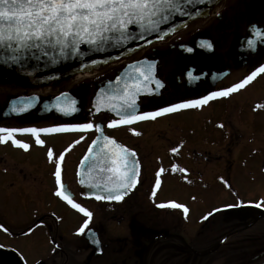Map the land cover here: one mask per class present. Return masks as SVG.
Wrapping results in <instances>:
<instances>
[{"label":"flooded vegetation","instance_id":"1","mask_svg":"<svg viewBox=\"0 0 264 264\" xmlns=\"http://www.w3.org/2000/svg\"><path fill=\"white\" fill-rule=\"evenodd\" d=\"M252 25L264 29V0H207L193 16L177 19L137 44L104 48L97 58L75 54L67 62L59 61L55 71L45 74L35 64L21 74L0 70V127L93 123L100 125L105 136L134 151L139 165L136 184L123 199L95 200L81 194L76 180L77 167L96 138L95 128L38 133L43 144H37L30 133H13L15 139L29 146L27 149L15 146L11 140L0 142V168L15 154L35 157V151L43 150L49 156V150L53 153L54 148L60 147L75 162L73 184L61 181V191L92 213L86 217L73 208L64 199V193L59 196L62 212L56 215L41 212L38 204H12L13 208L25 211L7 212L8 204L0 201V264H264V207H256L264 198H239L232 186L234 177L243 171L264 176V98L250 108L252 101L264 92V72L225 97L131 124L109 127L111 120L120 117L103 111L94 114L92 107L97 91L102 90L105 95L127 84L125 79L107 87L132 64V74L138 76L136 68L151 65L154 79L162 85L157 87L150 82L136 96V110L140 114L198 100L245 81L264 65V42L257 43L255 51L246 46ZM205 41L211 48L202 46ZM16 97L26 98L21 106L29 98L35 99H31L32 107L24 112H3ZM73 100L75 113L64 115L56 110L58 103L63 107ZM122 103H108L103 108L116 111ZM260 104L262 116L257 109ZM214 112L223 116L229 128L219 152L212 146L211 151L191 154L197 156L192 161L196 173L192 180H187V187L192 189L186 190V198L193 204H188L187 212L153 204L159 184L152 175L151 157L166 154L161 148L146 152L140 141L147 145V140L160 129L179 131L194 127ZM134 127H139V131ZM217 162L224 163L215 173ZM8 164L17 168L14 163ZM210 185L218 189L223 199L219 204L201 197V190ZM36 190L32 193L37 197ZM181 200L185 207L186 202ZM89 202L95 203L94 207ZM170 203L176 202L172 198L163 202ZM85 220L88 224L80 232ZM86 236L97 246L90 245Z\"/></svg>","mask_w":264,"mask_h":264},{"label":"snow or ice","instance_id":"2","mask_svg":"<svg viewBox=\"0 0 264 264\" xmlns=\"http://www.w3.org/2000/svg\"><path fill=\"white\" fill-rule=\"evenodd\" d=\"M183 2L184 0H0V58L6 57L7 61L19 62L33 49L43 52V45L59 46L62 52L65 49H70L73 54L77 52V46L81 43L94 45L93 50H99L111 39L109 33L117 34L115 39L123 43L134 38L136 32L133 30H138L139 38L143 39L145 33L157 32L161 23L169 20L173 14L180 11ZM250 31L251 36L246 40V46L255 51L257 43L264 42V29L252 25ZM158 38L162 37L158 36ZM148 42L151 43V41ZM202 46L211 48L212 45L205 41L202 42ZM135 71L139 73L136 84L133 87L125 84L123 95L117 97L123 101L120 109L116 110L120 119L111 120L109 127L118 123L131 124L138 120L155 118L179 109L198 107L206 104L210 99L225 97L234 90L243 87L258 73L264 72V65L253 71L245 81L227 90L212 92L198 100L173 104L155 112L142 114L136 110V96L142 92V86H147L150 82L155 83L157 87L162 85L154 79L151 65L146 68H136ZM31 99L35 98H29L23 106L14 105L12 111H26L32 107ZM59 99L57 97V100ZM55 107L64 115H71L77 111L74 100L66 103L63 107L59 103ZM99 110L98 108L97 111ZM94 128L99 131L100 125L81 123L61 124L46 128L0 127V133L8 134L6 137L0 136V142L11 140L15 146L27 149L29 146L23 141L15 139L13 133H30L35 137L37 144H43L44 141L40 139L38 133L83 132ZM78 142L76 141V143ZM92 143L93 145L102 143V146L95 151L90 146L89 153L92 154V163L101 165V171L109 174L102 183L89 184V187H102L103 192L106 193V195H96L95 198L97 200L117 201L123 199L127 192L135 186L137 180L139 165L135 160L136 153L122 145H116L115 141L107 136L103 137L102 142L100 138H97ZM110 145H115V147H110ZM68 150L65 149V151ZM48 155L51 159L53 156L51 150H49ZM63 159L64 153H61L56 161L54 175L58 189L62 186L61 162ZM159 175L160 172H157V177ZM83 183L82 180L81 184ZM156 183L157 185L160 183L159 179ZM56 195L61 196L63 193L58 190ZM64 199L86 217L92 216L90 211L69 199L67 195H64ZM165 206L183 208L185 212L188 211L183 205L177 203L158 205V207ZM256 207H264V201L256 203ZM206 218L204 217V219ZM87 224L88 220H85V225L79 231H85Z\"/></svg>","mask_w":264,"mask_h":264},{"label":"rangeland","instance_id":"3","mask_svg":"<svg viewBox=\"0 0 264 264\" xmlns=\"http://www.w3.org/2000/svg\"><path fill=\"white\" fill-rule=\"evenodd\" d=\"M263 98L264 92L255 98L256 101H252L250 108L252 109L256 103H261ZM257 109L262 116L263 105H258ZM228 128L223 116L214 112L210 113L205 121L197 125L194 124V127H183L179 131L177 129L172 131L170 128L160 129L156 136L153 135L147 140V145L144 140L140 141V146L144 147L146 152L161 148L166 154L165 157L156 155L151 157L152 175L160 181L159 189L153 194V204H163L171 198L178 204H183L181 199H184L186 208H189L188 204H193V202H188L186 198L188 196L186 190L192 189V186L187 187V180H192L193 174L196 173V166L192 161L197 156L191 154L203 153L204 150L211 151L212 146L215 147V152H219L222 149V139ZM133 129L139 131V127ZM141 151L144 152V150ZM61 153H63L61 148L56 147L51 159L43 154V150L35 151V157H21L15 154V158H10L8 162L14 163L17 168L14 169L8 162L0 168V183L3 182V187H0V201L8 204L7 212L25 211V209L13 208L12 204H38L41 212H49L55 215L62 212L61 205L63 202L56 195L58 186L54 175L56 161ZM73 163L75 162H71L68 155L64 154V159L61 162V181L69 186L73 184L75 177ZM222 163L224 162L216 163L215 169L217 170L215 173L221 168L220 164ZM252 170L255 168L252 167ZM157 172H160L159 177H157ZM249 173L243 171L234 177L232 186L235 188V195L242 199L264 198V176L256 171ZM39 180L43 183L40 184ZM43 184L46 186L45 190ZM211 185L207 190H201V197L219 204L223 199L217 193L218 189L216 190ZM35 189H37V197L32 193V190ZM89 204L95 203L89 202Z\"/></svg>","mask_w":264,"mask_h":264},{"label":"water","instance_id":"4","mask_svg":"<svg viewBox=\"0 0 264 264\" xmlns=\"http://www.w3.org/2000/svg\"><path fill=\"white\" fill-rule=\"evenodd\" d=\"M207 0H184L182 4V9L175 14L171 16V18L164 23H161L159 25L158 31H162L166 28H168L170 25L174 23L175 20L181 19L187 15L195 13L199 7ZM136 32V35L134 38L129 39L127 42H120L119 40L115 39V36L117 34L114 33H109V39L104 46L99 49V50H93L95 47L94 45H89L86 43H81L80 45L77 46V52L75 54H89L90 56L97 58L100 56V52L103 51L104 48H115L118 46H124L127 44L132 43V45L139 43L141 38H139L138 35V30H133ZM152 32L145 33L144 38L150 36ZM143 38V39H144ZM43 52H40L38 50H31L30 53L26 54L24 59L20 60L19 62H12V61H7L6 57L5 58H0V70H3V72H6L7 74H21L25 71L26 67L35 64L38 66L40 69L41 74H45L46 72L53 70L55 71L56 65L58 64L59 61L67 62L68 59L71 58L72 55H75L72 53L70 49H65L63 52L61 51L59 46H49V45H43ZM38 57V58H37ZM134 68V65H128L123 71L120 73L119 77L115 79V81L112 82V84L108 85L107 87H114L118 85L121 81L125 80L127 81V85L129 87H133L136 84V78H138V75L132 74V70ZM142 81V79H140ZM125 86V85H124ZM124 86H121L120 88H117L116 90H110L103 95L101 92L102 90L97 91L95 94V97L93 98V103L92 107L94 109V114H98L100 111H103L105 113L114 115L116 117H119L117 114V111L115 110H106L103 108L104 105L108 103H122L123 101L119 100L117 97L119 95H123V88ZM144 86H142V92H143ZM141 92V93H142ZM140 94V93H139ZM138 95V94H137ZM26 98L23 97H16L12 100H10L6 106V108L3 110V112L9 111L10 113H17L12 111V107L15 105L17 107H20L23 103V100ZM100 109L97 111V109ZM104 135L102 134V131L99 130L97 131V138H100L101 142L103 140ZM116 145H119L115 142ZM94 151L97 150L99 147L102 146V143H98L97 145H93L91 143L90 145ZM89 146V148H90ZM110 147H115V145H110ZM92 154L89 153V150L86 154V156L81 160L76 177H77V184L80 188L81 194L84 195L87 198H93L96 199V195H106L105 192H103L102 187H89L90 183H95V182H103L105 179H107V176L109 175L108 173L101 171V165L99 164H93L91 160ZM136 160V157H135ZM137 162V161H136ZM84 181L83 184H81V181ZM130 191L127 192V194ZM62 193L67 195V192H64L62 189ZM126 194V195H127ZM97 200V199H96ZM104 201H112V200H106V199H101ZM89 244L92 245L93 247L97 246V243L94 240H91L90 237L86 236ZM96 254V252H94ZM93 253V254H94Z\"/></svg>","mask_w":264,"mask_h":264}]
</instances>
